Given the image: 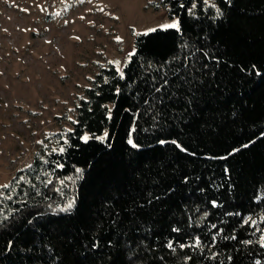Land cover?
Here are the masks:
<instances>
[{
	"label": "trees",
	"instance_id": "1",
	"mask_svg": "<svg viewBox=\"0 0 264 264\" xmlns=\"http://www.w3.org/2000/svg\"><path fill=\"white\" fill-rule=\"evenodd\" d=\"M151 5L179 31L136 33L0 187V264H264V0Z\"/></svg>",
	"mask_w": 264,
	"mask_h": 264
},
{
	"label": "rangeland",
	"instance_id": "2",
	"mask_svg": "<svg viewBox=\"0 0 264 264\" xmlns=\"http://www.w3.org/2000/svg\"><path fill=\"white\" fill-rule=\"evenodd\" d=\"M155 1L0 0V186L46 135L70 127L100 66L120 69L136 33L178 20Z\"/></svg>",
	"mask_w": 264,
	"mask_h": 264
},
{
	"label": "snow or ice",
	"instance_id": "3",
	"mask_svg": "<svg viewBox=\"0 0 264 264\" xmlns=\"http://www.w3.org/2000/svg\"><path fill=\"white\" fill-rule=\"evenodd\" d=\"M204 3L207 4L208 3V0H204ZM195 6H196L195 4L192 5L193 8H195ZM180 7H184V5L181 4ZM217 15H219V10H217ZM164 27L165 28H174V29H177L179 31V29H180V23H179L178 20H174L172 23L167 24V25H164ZM110 63H112V62H110ZM116 63H117V65L119 64V62H116ZM117 71H119V68H117ZM257 74L259 75V73H257ZM82 140L84 142H87L88 137L87 136H84V137H82ZM129 143H131V141H129ZM177 146L179 147V145H177ZM61 151H63V149H61ZM0 187L7 188L8 185H2ZM0 195H2V194H0ZM250 219L251 218L245 219L244 223L245 224L249 223ZM213 227H214V225H213ZM173 231L176 232V231H179V229H175L174 228ZM261 231L264 232V230H261ZM230 238L231 239H235V237H230ZM213 239H215V238L213 237ZM258 243H259L260 248H264V234H262L259 237ZM167 247L171 249L172 248V243L169 242L168 245H167ZM180 247L181 248H183V247L200 248V247H202V245H201L200 240L197 238L194 244H192V245L181 244ZM256 264H260V261H256Z\"/></svg>",
	"mask_w": 264,
	"mask_h": 264
}]
</instances>
